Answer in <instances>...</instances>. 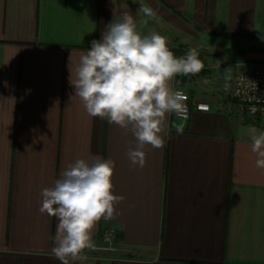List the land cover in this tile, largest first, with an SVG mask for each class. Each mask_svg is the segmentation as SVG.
I'll return each instance as SVG.
<instances>
[{
	"label": "crops",
	"instance_id": "0c3cea01",
	"mask_svg": "<svg viewBox=\"0 0 264 264\" xmlns=\"http://www.w3.org/2000/svg\"><path fill=\"white\" fill-rule=\"evenodd\" d=\"M122 13L171 51H197L202 70L169 87L179 77L191 102L210 104H191L188 119L167 113L164 147L145 145L143 168L127 156L131 125L91 117L71 99L81 54ZM249 63L264 65V0H0V264H61L52 254L58 219L40 212L41 192L95 156L115 162L112 192L124 200L69 264H264V168L251 139L264 116H241L224 91ZM108 227L118 231L112 249Z\"/></svg>",
	"mask_w": 264,
	"mask_h": 264
},
{
	"label": "clouds",
	"instance_id": "9594fccd",
	"mask_svg": "<svg viewBox=\"0 0 264 264\" xmlns=\"http://www.w3.org/2000/svg\"><path fill=\"white\" fill-rule=\"evenodd\" d=\"M138 12L147 17L155 14L143 5ZM203 66L195 49L176 57L166 37L156 32L142 36L130 14H114L102 38L91 41V48L81 54L75 80L71 73L75 88L71 99L79 97L91 117L107 118L108 123L126 131L131 125L137 143L135 148L129 147L127 156L133 166L143 168L145 145L164 147L161 133L165 115L187 118V97L173 91L169 81L180 74H197ZM177 131L182 133L183 128ZM251 139L252 151L258 157L256 166L264 168V132ZM114 165V161L98 156L77 159L62 171L52 188L42 189L40 212L58 219L52 254L61 264H69L68 257L73 261L82 258L85 248L94 247L91 234L95 224L119 214L115 206L124 197L112 192Z\"/></svg>",
	"mask_w": 264,
	"mask_h": 264
},
{
	"label": "built area",
	"instance_id": "2783aa9c",
	"mask_svg": "<svg viewBox=\"0 0 264 264\" xmlns=\"http://www.w3.org/2000/svg\"><path fill=\"white\" fill-rule=\"evenodd\" d=\"M174 91H181L187 100L184 102L187 106L186 117L174 116L188 119L191 114V104L199 111H209L210 104L206 101L193 100L188 92L181 86V79L178 77L177 86ZM224 91L229 93L234 101L237 112L252 120H257L264 116V65L249 63L239 70L230 86H225ZM103 243L105 249H112L118 238V231L115 228L108 227L103 231Z\"/></svg>",
	"mask_w": 264,
	"mask_h": 264
},
{
	"label": "trees",
	"instance_id": "16d2710c",
	"mask_svg": "<svg viewBox=\"0 0 264 264\" xmlns=\"http://www.w3.org/2000/svg\"><path fill=\"white\" fill-rule=\"evenodd\" d=\"M183 48H184L183 45H179L172 52L174 53V55H180V56L184 57L185 53H184V49Z\"/></svg>",
	"mask_w": 264,
	"mask_h": 264
}]
</instances>
